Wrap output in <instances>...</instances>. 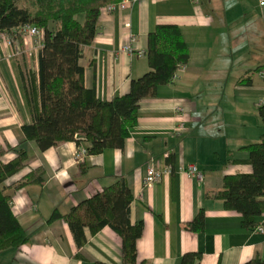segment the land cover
<instances>
[{
  "label": "crops",
  "instance_id": "1",
  "mask_svg": "<svg viewBox=\"0 0 264 264\" xmlns=\"http://www.w3.org/2000/svg\"><path fill=\"white\" fill-rule=\"evenodd\" d=\"M159 24L176 25L188 51L179 78L158 86L139 101L137 122L122 149L108 148L81 158L73 141L39 151L22 125L31 122L21 73L34 78L41 44L18 33L0 42V161L23 149L31 157L5 181L11 209L28 241L0 251V264H121V240L108 226L77 248L62 219L53 211L70 208L123 178L132 195L130 220L142 221L136 240V264H179L186 252H199L195 264H242L264 258V212L247 229L241 215L223 208L213 193L228 174L250 173L243 146L259 140L257 106L264 104V5L258 0H135L100 10L98 32L83 47L79 63L84 85L109 101L128 92L130 81L149 67L147 35ZM127 46L128 49H125ZM182 128L177 131L178 126ZM170 155L169 162L166 156ZM169 165L162 179L143 187L150 159ZM195 163L200 182L181 171ZM41 168V184L13 189L30 171ZM204 230L183 228L198 210Z\"/></svg>",
  "mask_w": 264,
  "mask_h": 264
},
{
  "label": "trees",
  "instance_id": "2",
  "mask_svg": "<svg viewBox=\"0 0 264 264\" xmlns=\"http://www.w3.org/2000/svg\"><path fill=\"white\" fill-rule=\"evenodd\" d=\"M120 0H0V31L18 36L19 27L31 25L42 32L38 69L34 78L21 73L31 122L22 125L27 140L39 151L73 141L87 143V153L104 149H122L130 130L137 122L139 101L153 97L158 86L170 83L179 64H186L188 51L180 29L173 24H159L147 35L145 51L149 69L130 81L127 93L109 101L100 100L94 88L84 85V68L79 63L83 47L98 32L100 10ZM262 125L259 140L242 147L247 157L240 161L252 167L250 173L224 175L213 196L226 210L241 215V224L251 229L264 212V104L257 106ZM9 146L0 148V155ZM31 155L23 150L9 162L0 161V251L19 247L28 241L11 209V194L4 181L23 168ZM170 155L166 157L169 162ZM41 168L34 169L12 185L17 189L41 184ZM132 195L123 178L72 206L65 214L53 211L49 220L62 219L69 227L74 243L80 248L86 242L84 229L91 234L108 226L121 240V264H136V240L143 229L142 221L132 223ZM204 211L198 210L183 228L204 230ZM199 252H186L179 264H195ZM95 264H108L96 262ZM242 264H264V258H253Z\"/></svg>",
  "mask_w": 264,
  "mask_h": 264
},
{
  "label": "built area",
  "instance_id": "3",
  "mask_svg": "<svg viewBox=\"0 0 264 264\" xmlns=\"http://www.w3.org/2000/svg\"><path fill=\"white\" fill-rule=\"evenodd\" d=\"M130 1H135V0H120L117 3L107 5L106 8L108 10H113L117 5L124 6L126 3L130 2ZM258 4L260 6H263L264 0H258ZM18 32L36 37L37 43L41 44L42 32L39 29H37L36 27L31 26V25H23V26L19 27ZM2 40H6L9 44V43L13 42V37H12V35H9L6 32L0 31V42ZM124 48L128 49L127 46H124ZM184 69H185V64L177 65V67L175 68L174 72L171 75L170 82L177 80L179 78L180 72L183 71ZM181 128H182V124H180V126H178L177 131L180 130ZM86 154H87L86 147L81 146L79 148V150L76 152V157L81 158ZM180 170L188 173L189 175H191L193 177H195L200 182L203 180V173L198 169V167L195 163L184 164L180 167ZM169 172H170V166L169 165L159 164L158 161H155L154 159L151 158L149 160V162L146 164L145 176L143 179V187H150L151 185L159 182L162 179V177Z\"/></svg>",
  "mask_w": 264,
  "mask_h": 264
}]
</instances>
